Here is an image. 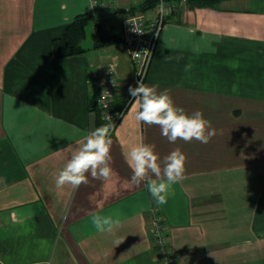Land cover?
<instances>
[{"label":"crops","instance_id":"obj_1","mask_svg":"<svg viewBox=\"0 0 264 264\" xmlns=\"http://www.w3.org/2000/svg\"><path fill=\"white\" fill-rule=\"evenodd\" d=\"M138 6L121 0L122 17L97 18L90 0H0V264H160L152 207L164 216L177 264H264V0L184 4L156 45L145 84L167 90L189 115L201 111L216 130L209 143H170L159 126L136 121L132 99L110 136L112 175L55 186L100 127L91 73L113 72L117 108L129 99L123 21ZM82 14H92V43L84 38L83 53L55 58L54 39ZM102 34L115 42L97 47ZM139 143L161 160L176 148L186 155L184 179L164 205L146 182H129L125 154ZM94 215L119 225L98 232Z\"/></svg>","mask_w":264,"mask_h":264},{"label":"clouds","instance_id":"obj_2","mask_svg":"<svg viewBox=\"0 0 264 264\" xmlns=\"http://www.w3.org/2000/svg\"><path fill=\"white\" fill-rule=\"evenodd\" d=\"M128 92L133 98L131 106L136 121L159 126L161 135L170 143H175L178 139L184 142L195 139L207 144L216 134L211 122L204 118L201 111L197 110L189 115L182 107L174 104L167 90L158 92L155 86H147L142 80H138L135 87L129 86ZM108 96L110 94L104 90L100 97V102H104L105 108L108 106L105 103ZM112 127V124L97 127L78 144L55 178L57 189L66 185L76 189L81 184H87L89 176L94 180H107L112 175ZM125 158L133 173L130 184L139 186L141 182H146L149 193L160 205L167 203L173 185L184 179L186 155L179 148L161 160L153 145L139 143L129 148ZM92 224L102 233L118 226L119 220L111 216L94 215Z\"/></svg>","mask_w":264,"mask_h":264},{"label":"built area","instance_id":"obj_3","mask_svg":"<svg viewBox=\"0 0 264 264\" xmlns=\"http://www.w3.org/2000/svg\"><path fill=\"white\" fill-rule=\"evenodd\" d=\"M94 8L117 7L121 0H90ZM148 0H136L137 5ZM155 6L146 11H138L128 14L123 21L122 42L126 47L134 70L133 86L138 80L146 83V78L153 60L156 45L170 15L180 6L185 4V0L177 2L175 0H154ZM88 84L97 107L100 111L103 125L112 124L110 136L115 133L120 121L125 115L129 102L133 99L129 96L123 108L115 105V87L117 84L113 72L109 69L94 71L88 78ZM107 90V108L104 102H100L102 92ZM110 117L111 119H109ZM150 229L149 234L155 247V257L160 264H177L175 257L168 248V231L165 219L161 211L152 207L149 210Z\"/></svg>","mask_w":264,"mask_h":264},{"label":"trees","instance_id":"obj_4","mask_svg":"<svg viewBox=\"0 0 264 264\" xmlns=\"http://www.w3.org/2000/svg\"><path fill=\"white\" fill-rule=\"evenodd\" d=\"M181 2L183 0H175ZM224 0H185V6L190 7H203V6H214ZM155 6L154 0L145 1L143 4L136 7H131L129 9V14H134L140 11H146L147 9L153 8ZM181 8V7H179ZM178 8V9H179ZM178 9L176 11H178ZM175 11V12H176ZM92 18V14H82L75 17L67 26L62 36L55 38L53 41V52L55 58H64L68 56H74L81 54L85 51L82 46V40L86 36V25L89 20ZM98 29L101 31V28L97 25ZM108 37L107 35H101L100 40L97 43V47L104 46L107 43L115 42V37H112V41H102ZM123 104L120 108H123ZM99 122L100 126L103 125L99 111Z\"/></svg>","mask_w":264,"mask_h":264},{"label":"water","instance_id":"obj_5","mask_svg":"<svg viewBox=\"0 0 264 264\" xmlns=\"http://www.w3.org/2000/svg\"><path fill=\"white\" fill-rule=\"evenodd\" d=\"M126 8H118V7H99L95 9L94 15L99 18L106 15H112L117 13H126Z\"/></svg>","mask_w":264,"mask_h":264},{"label":"rangeland","instance_id":"obj_6","mask_svg":"<svg viewBox=\"0 0 264 264\" xmlns=\"http://www.w3.org/2000/svg\"><path fill=\"white\" fill-rule=\"evenodd\" d=\"M124 14H116L115 16L118 17H122ZM111 23V22H110ZM116 25V24H115ZM94 24L90 23L87 27V37L84 39L83 41V45L84 46H89V44L92 43L93 39H94V35H95V30H94Z\"/></svg>","mask_w":264,"mask_h":264}]
</instances>
